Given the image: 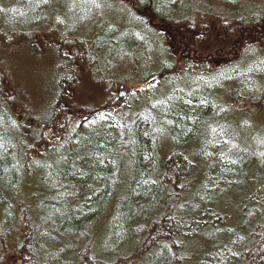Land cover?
<instances>
[{
    "label": "trees",
    "instance_id": "obj_1",
    "mask_svg": "<svg viewBox=\"0 0 264 264\" xmlns=\"http://www.w3.org/2000/svg\"><path fill=\"white\" fill-rule=\"evenodd\" d=\"M97 2L0 0V264H264V55H248L264 52V0ZM198 29L213 71L166 35L193 48ZM35 60L53 70L42 107Z\"/></svg>",
    "mask_w": 264,
    "mask_h": 264
},
{
    "label": "rangeland",
    "instance_id": "obj_2",
    "mask_svg": "<svg viewBox=\"0 0 264 264\" xmlns=\"http://www.w3.org/2000/svg\"><path fill=\"white\" fill-rule=\"evenodd\" d=\"M129 2H131V0H128ZM116 8L117 9H119V10H116L115 11V13H117V14H122V12L120 11V8L118 7V5L116 6ZM147 8H143L142 10L141 9H139L138 10V13H139V15H147ZM114 16V15H113ZM118 16V15H117ZM117 16H115V17H113V19H111V20H114V21H118V19H120V16L119 17H117ZM130 17H134L133 15H131ZM135 18H137V17H135ZM121 19H123V17H121ZM214 19V18H213ZM212 19V20H213ZM150 20V19H149ZM149 20H146L147 21V23L149 22ZM200 20H202V19H200ZM122 21H124L125 22V17H124V19L122 20ZM166 22V21H165ZM150 25V24H149ZM165 26H167V25H165ZM166 28V27H165ZM170 31V33H171V35L172 36H174V33H173V31L172 30H169ZM150 32H152V34L154 35V37L156 38V39H158V40H161V38H160V36L153 30V29H151L150 28ZM204 32H202V31H200V35L199 36H201L202 34H203ZM236 34V33H235ZM199 36H198V38H196V36H194L195 38H196V41H197V46L195 45V43H194V48L196 47L197 49H199L198 47H204L205 45L203 44V43H201L200 41H201V39H199ZM234 36V35H233ZM242 36H243V34H242ZM241 36V37H242ZM253 36V35H252ZM261 36L262 35H257V37L258 38H261ZM164 37V36H163ZM240 37V38H241ZM164 39H165V37H164ZM246 39V38H245ZM239 40V38L235 41L236 43H234L233 42V44H232V47L231 48H235L236 47V44H238L240 41H238ZM167 42L165 41V44H166ZM207 43L208 44H211V42L208 40L207 41ZM249 44V43H248ZM247 44V45H248ZM246 45V44H245ZM244 45V46H245ZM246 47V46H245ZM244 47V48H245ZM7 48V47H6ZM243 48V49H244ZM241 49V48H240ZM10 50V49H9ZM15 54H17V52H18V47L17 46H15V48H14V51H13ZM237 51H235L234 52V54L233 55H229V58L231 59V61L233 60V59H236L237 57L235 56V54L237 55L238 53H236ZM252 52V53H251ZM248 53V52H247ZM254 53V54H253ZM0 54L2 55V54H4L3 53V47H0ZM259 54H263L264 55V52L263 51H259V52H257V48L256 49H254V50H249V56L251 57V58H254V57H256L257 55H259ZM221 55V54H220ZM220 55H216V54H214L212 57H211V60H210V67L208 68V69H210L211 71H213V66H215L216 65V60L215 59H217V60H219L220 58H222V57H220ZM232 56H234V57H232ZM240 55H238V57H239ZM39 58H42L43 59V57H39ZM251 58H249L248 59V57L247 56H244L243 57V60H241V61H243V64H245L246 63V65H248L247 63H249V61H251L250 59ZM230 59H228V61H225V62H229L230 61ZM44 60V59H43ZM215 60V61H214ZM47 62H49V61H47ZM47 62H42L41 60H35V62H33L32 64H30L28 67H29V70H27V73H28V75H27V77H28V79H29V81L34 85V87H35V91H34V93H35V95L37 96V99H32L33 100V102L35 103V105H37L38 107H42L43 105H45L46 103H47V101L49 100L48 99V97H49V95L51 94V75H52V73H53V70H52V66H50V64L49 63H47ZM222 61H220L219 63H221ZM219 63H217V64H219ZM222 63H224V62H222ZM236 63V62H235ZM233 64V65H231V66H228V67H230L229 69H232V68H237L239 65L240 66H242V64L239 62V63H236V64ZM251 65V64H250ZM196 68H198L197 66H195ZM261 64L260 63H254V66L252 65V68H254V71L256 70V69H261ZM27 67H26V64L25 65H23V69H21V70H25ZM234 68V69H235ZM243 68V67H242ZM241 68V69H242ZM244 69V68H243ZM19 70V69H18ZM26 73V74H27ZM156 85H158V84H155V85H152V86H156ZM151 87V86H150ZM240 109H241V107H239ZM245 108H246V106H245ZM246 110V109H245ZM244 109H243V114H239V115H236V113H233V112H231V116H233L234 115V117L235 118H237V119H235V121H234V123L236 124V125H240V122H242L244 119H247V112L245 111ZM239 111V110H238ZM261 114H262V112H261ZM252 123H253V125H254V131H256V129H258V128H260V129H264V123H262V120H261V115H260V113L258 112V111H255L254 113H252V115H251V120H250ZM97 121H92V122H88V123H86V124H84L83 125V127H82V131L84 132V133H87V132H89V133H94V134H98V132H99V124H97L96 123ZM244 124H246L245 122H244ZM246 126H247V124H246ZM257 126H258V128H257ZM248 127H249V125H248ZM253 128H252V131H253ZM259 130V129H258ZM87 139H89V136H85V138H84V141H87ZM78 143V142H77ZM81 147H83L84 149H85V143H84V145H81ZM227 164L226 163H223L222 164V168H223V170L225 171L226 170V168H225V166H226ZM30 178V177H29ZM36 180L38 179V178H35ZM29 191V189L28 190H26L25 192H28ZM31 192H33V189H31ZM21 200H23V197H21ZM238 208L237 207H235V206H233L232 204H229L226 208H225V213L224 214H226L227 215V217L225 218L226 219V221H230V223H234V222H236V221H238V219H239V212H238V210H237ZM228 213V214H227ZM219 253V252H218ZM221 254H223V253H221ZM128 263H130V261L128 262ZM120 264H122L121 262H120ZM123 264H126L125 262H123ZM204 264H206V263H204Z\"/></svg>",
    "mask_w": 264,
    "mask_h": 264
},
{
    "label": "flooded vegetation",
    "instance_id": "obj_3",
    "mask_svg": "<svg viewBox=\"0 0 264 264\" xmlns=\"http://www.w3.org/2000/svg\"><path fill=\"white\" fill-rule=\"evenodd\" d=\"M151 21V20H150ZM155 21V20H153ZM152 21V22H153ZM201 29H198L197 34L195 35L196 38H198V36L200 35V31ZM253 28L251 27H241V34H243V36L240 38L241 43H244L246 35L248 34H252ZM259 33L261 32V28L258 29ZM176 34V33H175ZM174 36H172L173 38V48L175 50V52L180 56V58L186 63L188 60L191 62L192 65L194 66H198V62L204 61L205 66L207 68L210 67V64L208 63V60H210L207 55H202V54H198V49L194 46L193 48H190L188 46V44L186 43V40L184 39L185 36H183V34L180 32V36H178V34H176ZM203 52V51H200ZM209 55V54H208ZM212 55V54H210ZM210 57V56H209ZM120 94H118V96H116V99H118L120 96ZM125 99V98H124Z\"/></svg>",
    "mask_w": 264,
    "mask_h": 264
},
{
    "label": "water",
    "instance_id": "obj_4",
    "mask_svg": "<svg viewBox=\"0 0 264 264\" xmlns=\"http://www.w3.org/2000/svg\"><path fill=\"white\" fill-rule=\"evenodd\" d=\"M163 31H164V29H163ZM158 80H159V75L152 76L150 79H148L146 81L145 85H149V84H152V83H156ZM129 91H134V88H129L125 92L123 91L122 93L123 94H126Z\"/></svg>",
    "mask_w": 264,
    "mask_h": 264
},
{
    "label": "snow or ice",
    "instance_id": "obj_5",
    "mask_svg": "<svg viewBox=\"0 0 264 264\" xmlns=\"http://www.w3.org/2000/svg\"><path fill=\"white\" fill-rule=\"evenodd\" d=\"M49 2V0H44V3H47ZM93 2L95 3V6L99 9H102L103 8V4L100 3V2H97V0H93ZM62 22V21H61Z\"/></svg>",
    "mask_w": 264,
    "mask_h": 264
},
{
    "label": "bare ground",
    "instance_id": "obj_6",
    "mask_svg": "<svg viewBox=\"0 0 264 264\" xmlns=\"http://www.w3.org/2000/svg\"><path fill=\"white\" fill-rule=\"evenodd\" d=\"M220 142V141H219Z\"/></svg>",
    "mask_w": 264,
    "mask_h": 264
}]
</instances>
